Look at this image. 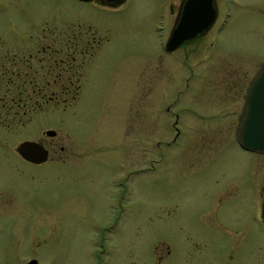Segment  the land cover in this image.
I'll return each instance as SVG.
<instances>
[{
    "label": "rangeland",
    "instance_id": "obj_1",
    "mask_svg": "<svg viewBox=\"0 0 264 264\" xmlns=\"http://www.w3.org/2000/svg\"><path fill=\"white\" fill-rule=\"evenodd\" d=\"M168 2L127 0L104 14L74 0L0 1L7 42L64 39L61 28L71 32L79 22L111 33L104 51L83 62L80 91L54 94L34 123L48 124L65 153L57 148L36 167L19 158L14 134L0 137V264H264V229L247 221L259 205L243 201L252 190L215 207L246 233L213 231L216 188L210 166L195 160L194 136L221 124L208 107L224 71L239 68L235 79L245 84L240 68L249 77L264 61V0H217L218 23L200 45L188 46L208 55L201 63L185 45L164 51L168 30L159 31L157 19ZM175 113L184 127L173 141ZM232 128H220L214 164L229 176L253 160Z\"/></svg>",
    "mask_w": 264,
    "mask_h": 264
},
{
    "label": "flooded vegetation",
    "instance_id": "obj_2",
    "mask_svg": "<svg viewBox=\"0 0 264 264\" xmlns=\"http://www.w3.org/2000/svg\"><path fill=\"white\" fill-rule=\"evenodd\" d=\"M74 1L89 3L93 7L104 10V14H109L121 9L127 0ZM168 1L167 12L165 15H158L159 18L157 19L159 25L157 29L159 31L162 29L168 30L166 39L162 43L163 49L166 52L176 51L182 48L183 45H185V48L193 43L200 45V41L218 23L219 6L217 5V0H212L216 10V17L213 23L202 33L184 41L174 50L168 51L166 50V42L181 15L185 0ZM79 20L82 21L81 19ZM225 21L226 17L222 19L220 24H224ZM96 25L95 23L90 24L88 22L86 24L85 22L83 24L79 22L75 30L71 32H67L66 29L61 28L65 35L64 39L54 36L49 41L48 38L45 39L44 37L43 41L35 39V42H32L30 46H23L19 41L7 42L0 37V137L12 136L13 134L16 136L17 142L14 150L23 162L38 167L54 159L53 155L57 152V148L61 153H65V146L54 141L56 134L54 136L48 135L47 132L52 130L51 128L44 127L48 124L37 126L34 123L37 118L45 115L47 109L50 108V101L54 97V94L60 92L75 95L80 91L79 73L83 62L96 58L111 42L110 29L105 26ZM186 49L187 53L189 52V58L198 61L201 59L200 63L208 59V55L202 56L197 54L198 47L196 52L190 47ZM27 50L32 51L25 53L24 51ZM232 67L224 71L227 74L225 83L216 87V91L212 94L213 101L211 106L208 107L209 114L216 117L218 123L221 124L216 127V132L213 134H206L202 129L194 134L195 138L198 137L196 143L198 151L195 160L198 159L201 162L198 166L199 168L210 166V177L212 176V182L216 188V201H212L215 206L211 209V211L214 209V215L209 223L212 225L214 232L221 233L222 235L246 233V230L236 226H228L224 219H220L217 216L215 207L240 202L227 200H231L233 197L240 196L242 193L249 192L250 190H252L253 196L243 201L259 205V210L258 214L252 215L247 221L249 223L254 221L260 228L264 229L261 213V206L264 201V152L244 149L240 146L235 136V128L239 123L245 104L249 82L258 68L249 77L245 73V70L240 68V75L245 78V84H240L235 79L238 73L237 69L239 68ZM62 76L66 83L60 86L52 85L57 78ZM40 97L43 101L39 100ZM214 97L216 100H214ZM12 126L15 127L13 132L9 129ZM181 127H184L183 118L178 113H175L172 123L174 131L173 141H176L181 135ZM222 127H231L233 130L232 136L237 146L246 152H250L253 156L250 166H243L240 171H236L230 176L223 169L215 171L216 167L214 166L216 156L221 152L218 147L219 141L216 138L220 137L219 130ZM26 141L35 142L42 146L47 153L46 160L41 163H34L23 158L18 152V146ZM204 146L207 147V151L200 153V147L203 148ZM36 148L39 149L38 147ZM58 156L61 157V155ZM216 184L219 187H216ZM240 221V217H235L233 222L239 224Z\"/></svg>",
    "mask_w": 264,
    "mask_h": 264
},
{
    "label": "water",
    "instance_id": "obj_3",
    "mask_svg": "<svg viewBox=\"0 0 264 264\" xmlns=\"http://www.w3.org/2000/svg\"><path fill=\"white\" fill-rule=\"evenodd\" d=\"M215 17L216 10L212 0H185L181 15L166 42V50L172 51L184 41L202 33L213 23ZM47 133L50 136L56 134L54 130ZM235 136L244 149L264 152V61L249 82ZM18 152L23 158L34 163H41L47 157L46 150L31 141L21 143ZM261 213L264 222V201ZM26 264L38 263L32 258Z\"/></svg>",
    "mask_w": 264,
    "mask_h": 264
}]
</instances>
